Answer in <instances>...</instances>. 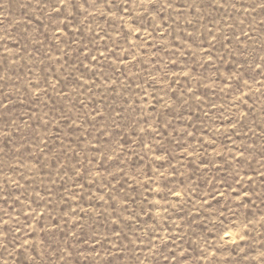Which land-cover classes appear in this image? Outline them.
I'll return each instance as SVG.
<instances>
[{
  "label": "rangeland",
  "instance_id": "1",
  "mask_svg": "<svg viewBox=\"0 0 264 264\" xmlns=\"http://www.w3.org/2000/svg\"><path fill=\"white\" fill-rule=\"evenodd\" d=\"M0 264H264V0H0Z\"/></svg>",
  "mask_w": 264,
  "mask_h": 264
}]
</instances>
